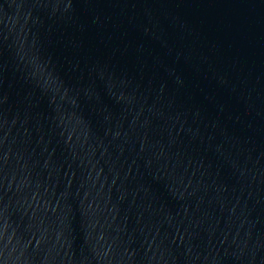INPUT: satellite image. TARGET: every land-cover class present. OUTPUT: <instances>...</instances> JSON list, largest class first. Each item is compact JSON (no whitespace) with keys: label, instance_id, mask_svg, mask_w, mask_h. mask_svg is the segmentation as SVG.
Returning a JSON list of instances; mask_svg holds the SVG:
<instances>
[{"label":"water","instance_id":"obj_1","mask_svg":"<svg viewBox=\"0 0 264 264\" xmlns=\"http://www.w3.org/2000/svg\"><path fill=\"white\" fill-rule=\"evenodd\" d=\"M0 264H264V0H0Z\"/></svg>","mask_w":264,"mask_h":264}]
</instances>
